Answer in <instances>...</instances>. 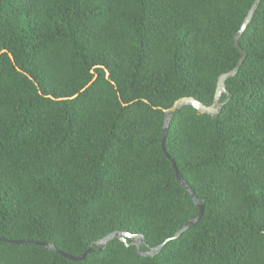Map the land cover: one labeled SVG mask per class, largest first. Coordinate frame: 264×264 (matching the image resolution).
Segmentation results:
<instances>
[{"label":"trees","instance_id":"obj_1","mask_svg":"<svg viewBox=\"0 0 264 264\" xmlns=\"http://www.w3.org/2000/svg\"><path fill=\"white\" fill-rule=\"evenodd\" d=\"M253 3L0 0V238L78 256L122 233L82 261L0 241V264H264V0L220 115L185 105L169 123L205 205L177 239L199 208L162 149L165 109L213 104ZM139 234L141 251L170 240L141 255Z\"/></svg>","mask_w":264,"mask_h":264},{"label":"water","instance_id":"obj_2","mask_svg":"<svg viewBox=\"0 0 264 264\" xmlns=\"http://www.w3.org/2000/svg\"><path fill=\"white\" fill-rule=\"evenodd\" d=\"M261 1L262 0H254V3L252 4V6L250 8L240 31L235 36V46L241 52L242 56L239 59L237 65L231 71L226 72L219 77L218 86H217V90H216V96H215L213 104L208 106V105H205V104L199 102L196 99L184 97V98H180L179 100H177L174 103V105L172 107H170L169 109L164 110V112H165L164 127H163V133L164 134H163V138H162L163 152L170 159V161L173 165L177 181L189 192V194H190L191 198L193 199L195 205L199 208V212L196 215V217H194L193 219H191L190 221L185 223V225L175 234L173 239L179 238L185 231L190 229L194 224H196L198 221L201 220V218L204 214V211H205V205L201 203V200L197 197L195 190L191 187V185L182 176V174L180 173V171L177 167L175 160L167 152L166 138H167V134H168L169 123H170L171 119L173 118L174 114L185 105H192L195 108H197L198 111H200L202 113L209 114L213 117H218L220 115V113L222 111V106L225 105L226 103H228L230 100V97H228L225 101H223V102L221 101V97H222L223 93H228L227 88H226V81L238 74L243 62L247 58V52L240 46L239 40H240L243 32L245 31V29L247 28V26L251 22L255 12L259 8ZM96 77L97 76L94 77L93 81H91V83L89 85H91L94 82ZM107 77H109L108 72H107ZM121 234L122 233H119L118 231L110 233L109 235L105 236L104 238H102L101 240H99L97 242L98 248H92L91 247V248L87 249L84 253H82L78 256H74V255H71L69 253H66V252L58 249L54 244H52L50 242H38V241L34 242L31 240H25V239H23V240H8L5 238H0V241L10 242V243H14V244H21V243L37 244V245L44 246L48 249H52L67 259H70L73 261H82L85 259V257L87 256V254L89 252H92V251L101 252L103 250V248L110 241H112L115 238L120 237ZM126 235L128 237H133V235L131 233H126ZM135 240H136V245H137V251L139 252V254L155 256L158 253V251L162 249L164 244L170 239H168L165 243H162V244L158 245L157 247L153 248L151 251H141V246L145 243V237L142 234L135 235Z\"/></svg>","mask_w":264,"mask_h":264},{"label":"rangeland","instance_id":"obj_3","mask_svg":"<svg viewBox=\"0 0 264 264\" xmlns=\"http://www.w3.org/2000/svg\"><path fill=\"white\" fill-rule=\"evenodd\" d=\"M125 236H126V235H125ZM122 239H123V240H125V238H124V237H123Z\"/></svg>","mask_w":264,"mask_h":264}]
</instances>
